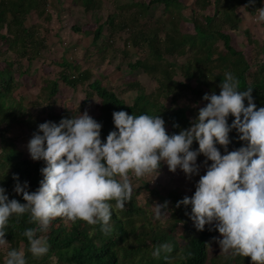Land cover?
Returning <instances> with one entry per match:
<instances>
[{
  "label": "trees",
  "instance_id": "16d2710c",
  "mask_svg": "<svg viewBox=\"0 0 264 264\" xmlns=\"http://www.w3.org/2000/svg\"><path fill=\"white\" fill-rule=\"evenodd\" d=\"M64 1L0 0V187L6 189L10 200L26 203L14 191V176L19 177L22 186L27 183L26 190L35 192L43 179L41 169L46 167L45 161H34L29 151L20 148L18 140L29 143L39 132V125L78 117L93 102L97 114L91 117L102 125L100 138L105 143L110 132L118 131L113 113L119 111L160 116L170 136L190 129L199 110L208 103L204 95L220 94L226 72L239 80L240 91L253 89L257 109L264 107V41L260 44L251 39L249 29L245 30L256 53L253 60L232 46L229 34L241 29L242 8L255 18L256 10L264 8V0H66L71 6L81 7L88 16L106 10L105 20L97 22L92 30L95 43L106 29L109 36L98 48L100 58L94 64L107 59L117 35L128 32L122 50L117 51L124 59L128 51H134L135 59L128 64L130 75L142 73L153 80L156 88L150 92L137 79L122 83L125 87L119 90L90 65L82 66L63 57L50 63L60 69L51 78L42 74L37 80L30 75L35 62L42 60L49 49V27L45 24L52 21L50 7L59 8ZM155 5L163 6L158 18L151 15ZM209 8H213V14H204ZM187 25L193 26V32L187 30ZM172 58L184 61L178 65ZM39 71L36 68L35 74ZM26 75L27 83L23 81ZM61 85L72 91L81 87L84 99L69 103L63 98ZM27 87H35L37 92H27ZM127 92L136 93L132 103L125 99ZM244 103L247 106V100ZM234 120V116L228 117L229 126ZM239 135L235 129L229 133L227 152L246 146ZM216 147L222 155L227 154L223 146L217 143ZM191 150H199L198 142L194 141ZM206 160L203 154L197 157L202 176L212 163L208 160L205 164ZM136 180H131L133 193L124 209L115 208V201L109 202L113 205L110 234L105 235L99 224L77 220L65 226L58 218L47 232L38 233L47 239L50 248L41 258L28 251L29 242L23 235L37 225L28 223V214L10 218L5 237L9 244L0 248V264H5L7 252L12 249H23L27 264H252L250 258L221 254L217 241L223 237L215 225L198 231L190 218L191 206H176L184 197L194 196L197 184L184 194L178 188H158L143 178ZM165 202L167 215L157 219L153 206ZM165 243L171 251L154 257L155 247Z\"/></svg>",
  "mask_w": 264,
  "mask_h": 264
},
{
  "label": "clouds",
  "instance_id": "9594fccd",
  "mask_svg": "<svg viewBox=\"0 0 264 264\" xmlns=\"http://www.w3.org/2000/svg\"><path fill=\"white\" fill-rule=\"evenodd\" d=\"M255 13V22L264 23V8ZM239 87V80L226 72L220 94L204 95L208 103L192 127L171 136L160 116L124 111L113 113L118 131L110 132L106 143L100 138L102 125L88 112L59 124L39 125L27 147L34 161L46 162L41 169L43 179L35 192H29L27 183L22 186L19 177H13L17 181L14 191L26 203L10 200L0 187V248L8 247L5 237L10 218L25 214L28 223L37 225L23 233L35 258L50 250L47 239L38 233L47 232L58 218L65 226L77 220L99 224L108 235L113 211L109 202L115 201L117 209L125 208L133 193L130 175L140 179L157 173L164 162L171 172L179 168L191 178L199 174L196 161L203 154L205 164L210 160L211 166L200 177L194 196L184 197L176 206H191L190 218L198 231L215 225L223 237L217 241L221 254L264 264V107L257 109L252 88L240 91ZM230 115L235 117L231 126ZM233 129L246 146L227 152ZM194 141L198 151L191 150ZM217 143L227 154H221ZM153 207L157 219L167 215L168 202ZM170 251L165 243L156 246L152 255L158 258L161 252ZM5 264H27L24 250L8 251Z\"/></svg>",
  "mask_w": 264,
  "mask_h": 264
},
{
  "label": "rangeland",
  "instance_id": "374dc122",
  "mask_svg": "<svg viewBox=\"0 0 264 264\" xmlns=\"http://www.w3.org/2000/svg\"><path fill=\"white\" fill-rule=\"evenodd\" d=\"M118 3H129L132 0H115ZM149 1V0H143ZM66 0L63 5L59 8L52 9L50 7V12L52 14V21L49 24H45L46 27H49L48 33V47L49 49L43 54V59L35 62L33 66V70H31V74L33 77L47 75L48 77H52L53 74H56L60 71V69L56 65H51L52 61H58L62 57L68 59L70 61H75L79 65L82 66H91L96 69L98 72L107 76L111 85L118 87L119 90L124 89L125 85L122 83H127L132 80H139L148 92L152 91L156 88V84L153 80L148 78V76L137 73L134 75H130V71L128 68L129 62L133 61L135 57L132 56V51H128L129 56L126 59L123 58V55L118 53L117 49L122 50L124 46V39L128 37V32L123 31L119 35L114 38L115 46L111 49H108L107 59L102 62L94 64L96 59H99V53H97L98 48L102 43H105L106 39L109 36H106L108 33L105 30L102 37L98 40V42H94V35L92 34V30L99 24H101L105 20L106 10L96 12L94 15H86L83 9L77 5L71 6L68 4ZM65 11H61L64 9ZM163 6L155 5L151 10V15L154 18H158L161 16ZM60 13V15H59ZM204 14H213V8H209ZM241 14L243 17V23L241 25V29L235 32H230L232 46L241 50L246 57L249 59H255V50L253 48V43L249 41L245 34V30L249 29L250 34L252 36L251 39H255L260 44L264 41V26L263 24H257L253 20V16L251 18L243 8L241 9ZM35 21V17H33ZM98 22V23H97ZM73 27L80 28L79 31H75ZM187 30L189 32H193V26L187 25ZM91 31V33H87ZM96 51V52H94ZM45 56V62L44 61ZM131 60V61H130ZM171 61L176 62L178 65L182 64L184 58H172ZM49 65V67H47ZM40 68L38 74H35V69ZM38 80V77H37ZM23 81L27 83L29 81V76L26 75L23 77ZM63 89V98L68 99L69 103H80L85 94L83 93V89L79 87L77 91H72L71 89L61 85ZM28 89V90H27ZM27 92L36 93L37 89L35 87H27ZM135 92H127L125 95V99L128 103H132L135 98ZM185 102V101H183ZM186 103V102H185ZM170 105V104H169ZM186 106L185 104H182ZM85 112H88L90 116L97 114L95 103H91L89 106L85 108ZM20 137V136H19ZM28 144L24 142L23 139L18 140V146L22 149L28 151ZM203 169L200 167L199 174L192 175L189 178L181 169H177L175 173L171 172L165 163L164 165H160V168L157 173H153L151 175H146L143 177L146 181H148L151 186H156L158 188H178L184 194L191 192V187L193 184H198L200 177L202 176ZM131 180L137 181L135 176H130Z\"/></svg>",
  "mask_w": 264,
  "mask_h": 264
},
{
  "label": "built area",
  "instance_id": "2783aa9c",
  "mask_svg": "<svg viewBox=\"0 0 264 264\" xmlns=\"http://www.w3.org/2000/svg\"><path fill=\"white\" fill-rule=\"evenodd\" d=\"M253 20L255 21V18H253Z\"/></svg>",
  "mask_w": 264,
  "mask_h": 264
}]
</instances>
